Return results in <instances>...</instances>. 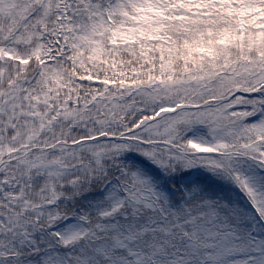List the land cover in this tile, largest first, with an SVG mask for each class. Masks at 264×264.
<instances>
[{"label": "snow or ice", "instance_id": "6c2138e0", "mask_svg": "<svg viewBox=\"0 0 264 264\" xmlns=\"http://www.w3.org/2000/svg\"><path fill=\"white\" fill-rule=\"evenodd\" d=\"M0 264H264V0H0Z\"/></svg>", "mask_w": 264, "mask_h": 264}]
</instances>
